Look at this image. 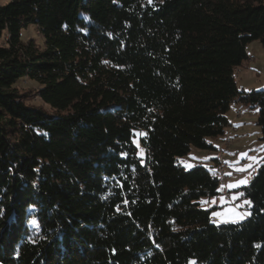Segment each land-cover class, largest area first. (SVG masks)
<instances>
[{
  "label": "trees",
  "instance_id": "16d2710c",
  "mask_svg": "<svg viewBox=\"0 0 264 264\" xmlns=\"http://www.w3.org/2000/svg\"><path fill=\"white\" fill-rule=\"evenodd\" d=\"M252 40L264 0L0 5V264H264V155L237 188L248 215L224 223L201 205L219 178L178 161L216 149L233 101L264 145V89L235 79Z\"/></svg>",
  "mask_w": 264,
  "mask_h": 264
},
{
  "label": "rangeland",
  "instance_id": "374dc122",
  "mask_svg": "<svg viewBox=\"0 0 264 264\" xmlns=\"http://www.w3.org/2000/svg\"><path fill=\"white\" fill-rule=\"evenodd\" d=\"M7 2L9 0H0V5ZM22 38H35L42 43V37L38 35L34 25H29L22 30ZM245 50L248 58L236 68V86L239 90L245 91L262 90L264 89V46L259 40H252L246 44ZM13 86L19 93L27 95V103L47 108V105H44L35 96L34 91L39 86L35 81L20 78ZM233 109L234 106H231L227 113L231 124L224 135L219 137L216 149L191 147L188 153L178 157L179 163L188 169L198 164L200 160L208 164L209 159L215 156L212 165L209 167L213 169L212 174L219 178L220 193L208 200L202 199L201 205L210 208L211 217L218 223L240 221L248 215L247 200L239 199L237 188L249 182L264 155V145L259 139L260 129L256 124L257 110L241 104L239 107L240 117H234L232 116ZM233 118H235L234 121ZM232 123L238 124L237 127ZM134 142L138 148V154H143V148L138 139H135ZM221 164H223V174L216 170L217 165ZM242 180L245 182L239 183ZM230 185L234 186L230 187ZM226 188L228 191L224 193ZM214 212L220 215H213Z\"/></svg>",
  "mask_w": 264,
  "mask_h": 264
},
{
  "label": "crops",
  "instance_id": "0c3cea01",
  "mask_svg": "<svg viewBox=\"0 0 264 264\" xmlns=\"http://www.w3.org/2000/svg\"><path fill=\"white\" fill-rule=\"evenodd\" d=\"M240 105H241V103H238V102H236V101H233L232 103H231V105H230V108H231V106H234V111H233V113H232V116H236L235 115V113L236 112H238V115H237V117H240V111H239V107H240ZM230 110V109H229ZM228 110V111H229ZM228 113V112H227ZM228 116V115H227ZM234 119L235 118H233L232 120L234 121ZM228 120H229V122H230V124H231V121H230V118L228 117ZM235 127H237V125H235L234 123H232ZM243 124V123H242ZM245 124V123H244ZM211 141H212V143L214 144V146L215 147H217L218 146V142H219V137L218 138H215V139H211ZM214 157L215 156H213V157H211L209 160V162H208V164H205V163H203L204 161L203 160H200V161H198V163H201V164H203V165H205V166H211L212 165V163H213V159H214ZM213 220H215L214 218H213Z\"/></svg>",
  "mask_w": 264,
  "mask_h": 264
},
{
  "label": "snow or ice",
  "instance_id": "6c2138e0",
  "mask_svg": "<svg viewBox=\"0 0 264 264\" xmlns=\"http://www.w3.org/2000/svg\"><path fill=\"white\" fill-rule=\"evenodd\" d=\"M242 155H243V154H242ZM241 170H242V169H241ZM244 182H245V181L242 180V181H240L239 183L243 184ZM233 186H234V185H230V187H233ZM246 203H248V202L246 201ZM213 215H220V214L214 212ZM32 223L35 224V221H32Z\"/></svg>",
  "mask_w": 264,
  "mask_h": 264
},
{
  "label": "built area",
  "instance_id": "2783aa9c",
  "mask_svg": "<svg viewBox=\"0 0 264 264\" xmlns=\"http://www.w3.org/2000/svg\"><path fill=\"white\" fill-rule=\"evenodd\" d=\"M238 115V112L236 113V116ZM224 155V154H223ZM217 166H219L220 167V169H221V174H223V164H221V165H217ZM228 191V189L226 188V190L224 191V193H226Z\"/></svg>",
  "mask_w": 264,
  "mask_h": 264
},
{
  "label": "bare ground",
  "instance_id": "6f19581e",
  "mask_svg": "<svg viewBox=\"0 0 264 264\" xmlns=\"http://www.w3.org/2000/svg\"><path fill=\"white\" fill-rule=\"evenodd\" d=\"M208 168H209V166H208ZM211 170L213 171V169H211ZM216 170H217L218 173L221 171V169H220L219 166L216 168ZM215 172H216V171H215ZM221 178H222V177H221ZM222 183H223V182H222Z\"/></svg>",
  "mask_w": 264,
  "mask_h": 264
}]
</instances>
